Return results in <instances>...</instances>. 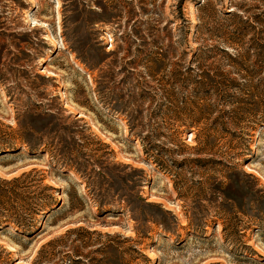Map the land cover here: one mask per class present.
<instances>
[{"label":"rangeland","instance_id":"rangeland-1","mask_svg":"<svg viewBox=\"0 0 264 264\" xmlns=\"http://www.w3.org/2000/svg\"><path fill=\"white\" fill-rule=\"evenodd\" d=\"M178 1L0 0V130L28 128L37 146L1 159L0 177L35 169L42 185L58 190L60 209L25 247L22 231H0V264H34L41 245L77 227L122 238L93 235L83 248L69 236L54 251L60 264L75 252L90 254L83 264H98L104 244L138 252L121 264H264V127L188 126L215 101L178 84L191 58L178 45ZM201 1L185 0L182 12L190 22L186 46L212 50L205 67L221 58L227 37L248 56L246 67L260 53L264 60V2L206 0L214 11L202 12L206 28L219 33L195 42ZM237 5L242 21L228 16ZM132 100L151 136L145 148L129 130L124 109ZM118 164L138 171L139 200L100 217L93 190L116 188L78 172L108 179ZM71 188L83 198L73 211Z\"/></svg>","mask_w":264,"mask_h":264},{"label":"trees","instance_id":"trees-1","mask_svg":"<svg viewBox=\"0 0 264 264\" xmlns=\"http://www.w3.org/2000/svg\"><path fill=\"white\" fill-rule=\"evenodd\" d=\"M228 6H232V0H227ZM244 1V0H242ZM253 1V0H249ZM264 2V0H260ZM185 0L178 1V21L177 31L179 33L178 45L188 49V52L183 51L184 55H190L188 66L182 67L179 71V83L181 86L189 87L197 95L208 96L215 101L210 108H206L203 113L198 112L196 118L189 121V127H197L203 121L212 129L225 130L227 127L239 129L243 123L248 122L253 126L264 127V60L261 53L259 60L251 63L249 67L245 66L248 56L245 53H240L235 49L234 39L227 37L224 44L227 47L217 49L221 58L212 63L211 66L203 65L208 59H213L209 56L212 50H203L197 47L191 50L186 46L187 36L189 35L190 22L184 18L182 6ZM228 16L235 20H241L243 9L240 5L234 6ZM232 8V9H233ZM203 11L213 15L214 11L208 1L202 0L196 3L197 24L193 30V41L196 42L197 37L202 33L210 35L214 32L219 33V30H208L206 28L205 18L202 15ZM210 18V17H209ZM208 18V19H209ZM204 32V33H203ZM221 36H224L223 34ZM231 49V50H230ZM229 51H232L231 53ZM224 63L229 68L228 71H222ZM233 74V75H232ZM232 76V77H231ZM262 76V78H261ZM115 112H122L121 107H115ZM140 105L137 101L132 100L125 107L128 126L130 132H136L137 138L143 148L145 142L151 138L146 135L145 129L147 125L142 123V112L139 111ZM0 127L3 124L0 123ZM31 133L28 128L19 127L18 130H11L10 127H5V130H0V160L7 157H13L20 152L22 147H27L33 151L37 146L31 141ZM157 138V137H153ZM101 164H98L100 169ZM116 172L111 177L106 179L105 176L84 175L78 174L84 179H89L99 185L108 184L111 180L116 189L113 193H103L93 190L94 201L99 210V216L118 214L116 206L126 204L129 209L139 200L136 179L138 171L131 169L128 166L118 164L113 166ZM92 172V171H91ZM94 172V171H93ZM129 172V173H127ZM94 174V173H93ZM39 172L32 169L24 172L17 177L1 178L0 177V231L4 232L6 228L13 227L23 232L21 239L27 241L23 245H28L42 230V223L45 218L56 214L59 204L58 199L54 198V194L58 190L48 187L43 184V179L38 176ZM121 187L124 191H121ZM68 198V209L76 210L73 201H82L83 198L78 195V191L73 188L66 193ZM143 221H145L143 219ZM165 229V228H164ZM76 235L77 239L74 242L80 243L83 248L87 245V239L95 235L97 239L106 238L108 240L122 238L117 234L100 233L97 231L90 232L88 229L77 227L67 230L64 234L44 243L37 250L33 260L34 264H60L62 259H56L59 254L54 253L56 247L65 245L67 237ZM127 239H125L126 241ZM137 251L128 250L120 251L119 248L104 244L99 247L95 253L105 256V260H100L98 264H111L108 262L111 256L116 258V261H123V256ZM9 255V253H7ZM90 254L83 255L80 252L74 253V260L69 264H83V259L87 260ZM121 258V259H119ZM145 264L148 260H144ZM14 264V262H11Z\"/></svg>","mask_w":264,"mask_h":264}]
</instances>
